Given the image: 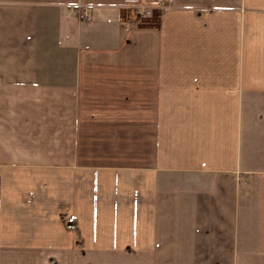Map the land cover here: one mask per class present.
Here are the masks:
<instances>
[{
  "label": "crops",
  "instance_id": "0c3cea01",
  "mask_svg": "<svg viewBox=\"0 0 264 264\" xmlns=\"http://www.w3.org/2000/svg\"><path fill=\"white\" fill-rule=\"evenodd\" d=\"M3 252L264 264V0H0Z\"/></svg>",
  "mask_w": 264,
  "mask_h": 264
},
{
  "label": "rangeland",
  "instance_id": "374dc122",
  "mask_svg": "<svg viewBox=\"0 0 264 264\" xmlns=\"http://www.w3.org/2000/svg\"><path fill=\"white\" fill-rule=\"evenodd\" d=\"M86 127L87 129L91 128V126L90 127L86 126ZM87 129L85 131L86 134L85 136H74L76 142V150L78 151L79 154V155L76 154L74 163L84 164L85 166H92V164H94L95 161L98 162L99 160L108 159L109 152L111 151H110V145L107 143V141H103V140L99 141L100 137H104V136H90L87 133ZM121 137L123 138V136ZM121 141L122 142L120 143V147H119L120 151L111 152V154L113 160H118L121 162L120 164L124 165V157H123L125 152L124 138ZM114 154H117L118 156L117 155L115 156ZM15 255L16 254L14 253H8V252L0 253V264H13L12 261ZM24 255L26 254H21V256ZM25 260L29 261L28 256H26Z\"/></svg>",
  "mask_w": 264,
  "mask_h": 264
},
{
  "label": "built area",
  "instance_id": "2783aa9c",
  "mask_svg": "<svg viewBox=\"0 0 264 264\" xmlns=\"http://www.w3.org/2000/svg\"><path fill=\"white\" fill-rule=\"evenodd\" d=\"M71 12H76L78 18L83 21H90L92 19L90 10L87 6L77 5ZM137 14L141 19H148L152 16V11L146 8H139Z\"/></svg>",
  "mask_w": 264,
  "mask_h": 264
}]
</instances>
